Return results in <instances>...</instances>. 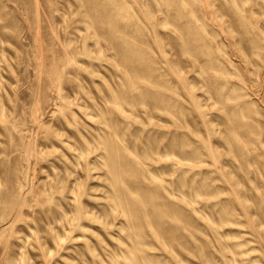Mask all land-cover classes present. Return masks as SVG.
I'll list each match as a JSON object with an SVG mask.
<instances>
[{"label": "rangeland", "instance_id": "rangeland-1", "mask_svg": "<svg viewBox=\"0 0 264 264\" xmlns=\"http://www.w3.org/2000/svg\"><path fill=\"white\" fill-rule=\"evenodd\" d=\"M0 264H264V0H0Z\"/></svg>", "mask_w": 264, "mask_h": 264}]
</instances>
